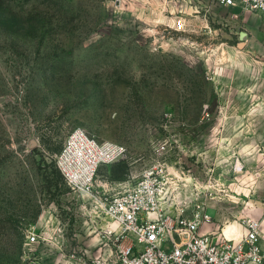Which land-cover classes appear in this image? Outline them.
Here are the masks:
<instances>
[{"label": "rangeland", "instance_id": "rangeland-1", "mask_svg": "<svg viewBox=\"0 0 264 264\" xmlns=\"http://www.w3.org/2000/svg\"><path fill=\"white\" fill-rule=\"evenodd\" d=\"M253 63H264V24L245 8L0 0V264H94L114 248L109 220L57 165L79 127L127 148L96 184H132L162 162L169 209L210 210L220 229L264 215V200H245L264 197L263 173L254 188L248 172L264 158L250 156L249 138L236 141V118L252 112L246 92L261 79Z\"/></svg>", "mask_w": 264, "mask_h": 264}, {"label": "built area", "instance_id": "built-area-1", "mask_svg": "<svg viewBox=\"0 0 264 264\" xmlns=\"http://www.w3.org/2000/svg\"><path fill=\"white\" fill-rule=\"evenodd\" d=\"M212 1L248 9L264 24V0ZM126 153L123 144L99 140L79 127L69 133L57 154V165L68 185L91 196L97 210L110 222L106 234L114 238V248L97 257L94 264H264L260 219L243 217L245 232L237 241L228 238L223 228L212 227L210 210L168 208L165 200L174 188L165 163L149 166L132 184H96L99 167L120 160ZM28 238L38 241L39 232L29 231Z\"/></svg>", "mask_w": 264, "mask_h": 264}, {"label": "crops", "instance_id": "crops-1", "mask_svg": "<svg viewBox=\"0 0 264 264\" xmlns=\"http://www.w3.org/2000/svg\"><path fill=\"white\" fill-rule=\"evenodd\" d=\"M248 56L254 59L253 55L248 54ZM251 66H252L251 71L253 73L257 72L258 76L261 79L258 81L257 85L252 86L246 92L247 93L246 104L249 105L252 112H251V115L248 117L236 118V126H237L236 141H237V148L238 146H241V148H243L245 141H247V138H249L251 140L250 149L252 151L250 156L252 158H257L259 160V159L264 158V63L263 65H255L253 63ZM244 92L245 91L243 90L242 91L243 95H244ZM248 94H251L252 97L249 98ZM218 121H220L218 122L219 125H223V121H224L223 118H219ZM221 135H224L223 131ZM241 163H242L241 169L244 170L243 160H241ZM251 167H252V171H248V172L252 173V178L250 179L253 185L252 187L259 188L260 182H261L260 174L263 173L264 175V162L261 164H258L257 166L252 165ZM248 199L249 200H264V197L254 195L252 197L245 198V200H248ZM241 200H244V198H241ZM257 218L261 220L260 243L262 247L264 248V215L258 216ZM242 228H243V234H244L245 229L243 226ZM243 234L239 233V234L234 235L232 232H230L228 234L229 235L228 237L238 240Z\"/></svg>", "mask_w": 264, "mask_h": 264}, {"label": "bare ground", "instance_id": "bare-ground-1", "mask_svg": "<svg viewBox=\"0 0 264 264\" xmlns=\"http://www.w3.org/2000/svg\"><path fill=\"white\" fill-rule=\"evenodd\" d=\"M240 223L239 222H237V221H232V222H227L226 224H225V226H224V231L226 232V234L228 235L230 232H232V230L236 227V226H238ZM113 226H115V224L113 223ZM223 231V232H224ZM225 234V233H224ZM225 234V235H226ZM243 234V233H242ZM226 235V236H227ZM229 236V235H228ZM227 236V237H228ZM241 237H242V235H241ZM241 237L238 239V240H240L241 239ZM229 238V237H228ZM233 239V238H232ZM236 240V239H235ZM237 240V241H238Z\"/></svg>", "mask_w": 264, "mask_h": 264}, {"label": "trees", "instance_id": "trees-1", "mask_svg": "<svg viewBox=\"0 0 264 264\" xmlns=\"http://www.w3.org/2000/svg\"><path fill=\"white\" fill-rule=\"evenodd\" d=\"M50 158H51L52 161L54 160V159H53V158H54L53 156H51Z\"/></svg>", "mask_w": 264, "mask_h": 264}]
</instances>
